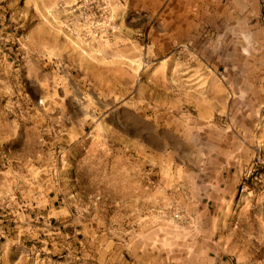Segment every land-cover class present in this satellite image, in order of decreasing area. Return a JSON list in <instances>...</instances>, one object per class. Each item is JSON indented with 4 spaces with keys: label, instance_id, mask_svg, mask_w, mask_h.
<instances>
[{
    "label": "rangeland",
    "instance_id": "obj_1",
    "mask_svg": "<svg viewBox=\"0 0 264 264\" xmlns=\"http://www.w3.org/2000/svg\"><path fill=\"white\" fill-rule=\"evenodd\" d=\"M147 16L0 0V264H264V38Z\"/></svg>",
    "mask_w": 264,
    "mask_h": 264
},
{
    "label": "crops",
    "instance_id": "obj_2",
    "mask_svg": "<svg viewBox=\"0 0 264 264\" xmlns=\"http://www.w3.org/2000/svg\"><path fill=\"white\" fill-rule=\"evenodd\" d=\"M114 1L129 12L148 15L149 18L155 15L164 25L169 24L170 27H162L164 34L170 31L174 36L188 35L190 39L198 37L194 33L208 30L211 38L222 39L227 38L230 24L235 23L241 24V30L247 29L250 35L255 33L256 38H264V0Z\"/></svg>",
    "mask_w": 264,
    "mask_h": 264
}]
</instances>
